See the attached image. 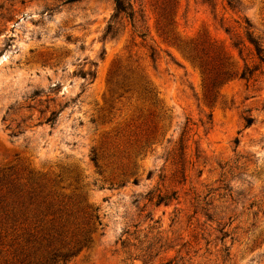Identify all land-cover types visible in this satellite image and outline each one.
Listing matches in <instances>:
<instances>
[{
	"label": "rangeland",
	"instance_id": "374dc122",
	"mask_svg": "<svg viewBox=\"0 0 264 264\" xmlns=\"http://www.w3.org/2000/svg\"><path fill=\"white\" fill-rule=\"evenodd\" d=\"M128 1L0 0V169L99 208L65 264H264V0Z\"/></svg>",
	"mask_w": 264,
	"mask_h": 264
},
{
	"label": "trees",
	"instance_id": "16d2710c",
	"mask_svg": "<svg viewBox=\"0 0 264 264\" xmlns=\"http://www.w3.org/2000/svg\"><path fill=\"white\" fill-rule=\"evenodd\" d=\"M115 5L118 13L134 21L132 3L115 0ZM247 36L264 64V47L252 33ZM197 45L199 52L194 59L209 89L237 75L224 47L207 38L199 43L201 48ZM142 87L145 93L153 94L147 86ZM91 159L98 166L95 152ZM54 182L35 171H29L22 182L0 169V247L13 256L11 264H65L93 242L97 226H102L98 207L58 194Z\"/></svg>",
	"mask_w": 264,
	"mask_h": 264
}]
</instances>
